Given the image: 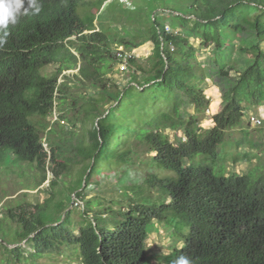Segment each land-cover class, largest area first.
Masks as SVG:
<instances>
[{
  "label": "trees",
  "instance_id": "obj_1",
  "mask_svg": "<svg viewBox=\"0 0 264 264\" xmlns=\"http://www.w3.org/2000/svg\"><path fill=\"white\" fill-rule=\"evenodd\" d=\"M182 2L180 8L162 9L176 18L178 34L164 35V25L155 20L143 30L152 48L150 69L143 70L134 59L129 63L133 72L135 69L145 75L138 78L135 73L129 74L130 88L143 92L159 87L175 94L170 113L152 119L149 131L138 141L143 150L133 147L139 156L142 152L149 155L143 159L151 170L142 181L146 193L132 182L124 186L127 207L103 213H94L86 202L76 228L68 208L74 204L73 199H82L90 186V163L96 164L93 159L98 161L108 146L115 126L114 110L125 92L124 86L113 93L104 84H97L115 61L111 44L135 48L140 42L130 44L125 38H136L140 31L133 36H113L111 42L102 31L94 30L91 13L78 15L83 0H36L41 10L35 14L24 0L20 11L28 9V14L9 25V35L0 47V163L6 154L13 157V163L36 161L42 172L37 188L45 181L44 164L51 179L43 190L46 197L41 204L7 211L8 218L19 227L18 243L23 242L31 251L25 257L21 248L1 245L8 260H36L67 250L81 264H148L145 241L159 226L174 238L179 236L177 242L181 244L171 248L159 264H173L180 255L188 256L192 264H264V144L242 123L244 105L264 103V0ZM232 35L241 36L238 51L250 56L240 71L221 62L223 50L233 46ZM195 38L203 48L211 45L217 59L212 72L220 107L206 130L197 128V114L205 109L208 99L197 88L201 79L193 72L195 50L189 40ZM53 64L58 70L42 75L41 70ZM70 70L76 72L61 75ZM82 80L96 93L79 112L95 121L87 132V144L71 131L63 133L58 125L65 119L74 121L66 118L70 107L61 101L69 94L67 84L73 88ZM106 100L110 104L101 110ZM185 104L192 106V115L180 111ZM57 105L66 113L42 124L53 111L61 109ZM164 129L179 130L181 136L170 142ZM233 130L238 131L239 138L232 136ZM42 135L47 154L41 153ZM125 156L121 153L115 159ZM227 160L246 164L245 172L226 173ZM136 161L130 160L128 165L134 166ZM75 163H81L83 169L71 179ZM152 191L156 197L151 196ZM171 220L178 221L180 230L172 232L162 225Z\"/></svg>",
  "mask_w": 264,
  "mask_h": 264
},
{
  "label": "rangeland",
  "instance_id": "obj_2",
  "mask_svg": "<svg viewBox=\"0 0 264 264\" xmlns=\"http://www.w3.org/2000/svg\"><path fill=\"white\" fill-rule=\"evenodd\" d=\"M83 2V7L79 6L77 8L78 15L83 16L87 12L91 13L95 18L93 22L94 30L102 31L109 37L108 39L111 42L113 36H116L115 39L118 36L127 34L133 36V34L136 35L140 31L139 36L137 35L136 38H125V41L130 44L140 42L135 48L128 49L115 44H111V47L112 49L121 47L123 50L131 51L135 64L145 71L149 70L152 65V48L147 33L143 30L149 29L152 21L155 20L168 28L180 32V29L176 27V18L172 16L169 10L163 11L162 9L164 6L168 9L180 8L182 7V0H83ZM174 14L176 15V13ZM248 14L254 15V12H248ZM128 28L130 32L127 31ZM231 37L233 46L229 50H223L221 56L224 57V61L221 62L225 67L230 66L234 71H240L245 67L250 56L241 54L238 51L237 47L241 36L232 35ZM189 44L195 50L194 60L191 61L193 72L201 79L200 82L196 83V86L202 90L204 97L208 99L205 109L197 114L199 118L197 128L206 130L211 128V118L218 112L220 107V94L215 86L217 80L212 72L213 62L217 59H215V51L211 45L203 48L196 38L190 39ZM262 48L264 50V41L262 42ZM70 53L76 56L72 49ZM79 63L80 61H77V67L80 65ZM57 70L58 65L53 64L44 67L41 73L47 76ZM89 70L91 69L89 68ZM131 71L129 73H120L116 62L112 61L109 69L102 77L104 80L101 83H98L99 80H97V85L104 84L110 92L122 91L121 88L123 86L125 87V92L122 94L120 104L114 110L117 111L116 118H113L114 121H112L115 126L109 137L108 146L102 150V153L97 158L98 161L93 159V163L96 164L90 163V167L93 166V173L90 171L88 173L87 184L90 186L82 199L74 200L72 207L68 208L71 210L70 220L76 228L81 224V213L86 202L90 203L89 207L93 209L94 213H103L102 211H116L127 207L125 199L128 191L124 186L132 182L140 186L143 190L142 192L146 193L142 181L145 174L150 173L151 170L143 162V159L144 161L147 160L149 155L142 152L139 156L133 147L143 150L137 145L138 141H140L145 132L149 131L152 119L154 120L160 114L170 113V107L175 101V94L173 91L159 87H150L143 92L141 89L130 88L132 84H129V74L135 73L138 78L145 76L142 73H137L135 69L133 72L131 68ZM75 72L76 70H70L62 72L61 75H73ZM61 78L59 76L58 81L61 82ZM67 85L69 86V90H67L69 94L65 95V99L61 102L65 107H70L68 112L66 113V109L57 105L61 109L53 111L52 115L45 121H41V123H49L54 119V116L66 113V118L72 117L74 121L69 122L66 119L64 120L65 122L59 121L60 129H62L63 133L71 131L76 138L81 140L82 144H87L90 141L87 132L92 129L95 121L85 119L79 112L83 105L87 104L89 97H95L96 93L89 89L88 83L84 80H82L80 85L73 88L70 84ZM109 104L110 101L106 100L105 103L101 104V110L106 109ZM243 107L242 123L244 127H248L251 132L253 131L254 134L252 136L260 140L261 144H264V103L248 107L244 105ZM180 111L185 112L187 115L194 113L192 106L187 104L180 107ZM253 119L260 120V124L254 125ZM262 129L263 132L257 131ZM163 133L173 143L175 139L181 136L179 130L170 131L169 129H164ZM232 136L239 138L238 131L233 130ZM63 137L66 138V136ZM40 147L41 153L45 152L47 154L48 147L43 135L41 136ZM121 153L126 154L123 160L115 159ZM12 158L9 154H6L0 163V264H81L75 254L67 250H63L61 254L52 253L36 260L19 259V262L8 260V255L2 250L1 245H16L24 251L23 256L25 257L27 256L26 253H31V251L23 242L18 243L19 227L13 220L8 218L7 211H14L18 207H25L28 204H41L46 197L43 190L51 179L49 169L44 164L45 181L40 187H35L42 174L41 169L37 167L36 161L30 164L13 163L11 162ZM137 158L138 160L136 161ZM130 160L136 161L134 166L128 165ZM118 162H121V164L116 165ZM224 168L226 173L234 172L241 175L245 172L247 166L240 162L231 164L227 160ZM82 169L81 163L73 164L71 179H75V175L79 174ZM154 172L157 173V170ZM160 173L159 171L157 174ZM65 179L68 180V178ZM151 196L156 197L157 193L152 191ZM177 222L171 220L170 222H163L162 225L174 232L181 228ZM155 223L157 224V222ZM158 228L159 226H156V228L151 230L145 241L148 264H159L158 262L162 261V257L168 254L171 248L181 246L177 242V240H180L179 236L174 238L168 230Z\"/></svg>",
  "mask_w": 264,
  "mask_h": 264
},
{
  "label": "clouds",
  "instance_id": "obj_3",
  "mask_svg": "<svg viewBox=\"0 0 264 264\" xmlns=\"http://www.w3.org/2000/svg\"><path fill=\"white\" fill-rule=\"evenodd\" d=\"M29 8L33 10V14L40 12V6L37 5L36 0H27ZM24 0H0V47L5 43V38L9 35V25H15L18 17L27 15L28 9L22 13L20 10L23 8ZM173 264H192L191 259L186 255H180L173 261Z\"/></svg>",
  "mask_w": 264,
  "mask_h": 264
},
{
  "label": "built area",
  "instance_id": "obj_4",
  "mask_svg": "<svg viewBox=\"0 0 264 264\" xmlns=\"http://www.w3.org/2000/svg\"><path fill=\"white\" fill-rule=\"evenodd\" d=\"M163 34L167 36H173L178 34V32L174 29L168 28L166 26L163 27ZM133 55L131 51L123 50L121 47L114 49V60L117 65V69L120 73H129L131 69L129 68V63L131 60H133ZM132 72V71H131ZM53 113V112H52ZM52 115V114H51ZM56 121V117L54 116V119L51 120V122ZM254 125H259L260 120L253 119L252 120ZM74 201V199H73Z\"/></svg>",
  "mask_w": 264,
  "mask_h": 264
},
{
  "label": "water",
  "instance_id": "obj_5",
  "mask_svg": "<svg viewBox=\"0 0 264 264\" xmlns=\"http://www.w3.org/2000/svg\"><path fill=\"white\" fill-rule=\"evenodd\" d=\"M7 247H10V248H13V247H15L16 245H6Z\"/></svg>",
  "mask_w": 264,
  "mask_h": 264
}]
</instances>
